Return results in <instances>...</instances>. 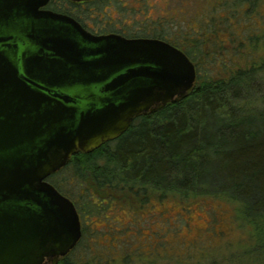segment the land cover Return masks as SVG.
<instances>
[{
    "label": "water",
    "instance_id": "95a60500",
    "mask_svg": "<svg viewBox=\"0 0 264 264\" xmlns=\"http://www.w3.org/2000/svg\"><path fill=\"white\" fill-rule=\"evenodd\" d=\"M48 2L0 0V264H58L75 249L79 213L48 178L197 79L168 42L95 37Z\"/></svg>",
    "mask_w": 264,
    "mask_h": 264
},
{
    "label": "trees",
    "instance_id": "16d2710c",
    "mask_svg": "<svg viewBox=\"0 0 264 264\" xmlns=\"http://www.w3.org/2000/svg\"><path fill=\"white\" fill-rule=\"evenodd\" d=\"M262 1L211 0V7L205 5L196 16L199 22L194 31L189 18L186 26L174 22L168 32L158 31L156 26L150 31L181 49L194 63L195 85L185 98L140 115L121 137L92 153L76 155L49 177L75 204L81 219L83 215L102 219L115 204L117 211L132 213L131 222L119 229L121 235L133 223L143 227L141 221L152 215L154 202L173 201L191 209L190 204L196 202L225 201L235 205L237 219L248 235L242 257L249 253L256 264H264V53L256 61L251 59L247 68L234 67L223 58L229 41L236 42L233 36L241 43L256 42L259 32H264L252 23V14ZM238 20L243 22L239 32L233 23ZM244 29L256 32L245 36ZM238 52L233 49L234 54ZM146 208H150L148 213H144ZM96 232L88 245L91 254L75 260L86 237L82 223L81 240L58 264H129L128 257L144 264L158 263L155 249L160 247L159 240L152 243L145 258L130 253L127 243L120 241L121 254L114 263L92 252ZM214 256H202L205 259L198 264L209 257L211 262ZM181 257L162 259L189 263L187 257ZM232 257L227 264L233 263L236 257Z\"/></svg>",
    "mask_w": 264,
    "mask_h": 264
},
{
    "label": "rangeland",
    "instance_id": "374dc122",
    "mask_svg": "<svg viewBox=\"0 0 264 264\" xmlns=\"http://www.w3.org/2000/svg\"><path fill=\"white\" fill-rule=\"evenodd\" d=\"M134 3L136 5L137 2L135 0H122V2L118 0L116 4L120 6ZM148 4L152 5L149 8L147 7L145 15V17H149L148 20L146 19L149 28L156 26V21H162L163 25L159 27L168 32L173 27L171 24L175 22L177 26L182 24L186 26L189 18L192 19L189 27L194 31L197 26L196 22H199L198 19L197 21L195 20L196 16L204 9L205 5L208 4V7H211V0L208 3L207 0H150ZM120 9H113V12L107 10V12L111 16L116 15L115 11L117 16H130L129 13L135 12V10L121 9L120 11ZM213 9L210 10L213 11ZM252 15L253 25L259 29H264V0L257 4L255 13ZM145 17L142 15L140 18L144 19ZM233 23L236 31L239 32L243 22L238 20ZM254 32L256 31L245 30L243 33L247 36V33ZM259 33L261 35L256 42L245 40L246 42L241 43L242 40L240 38L233 36L236 42L229 41L227 52L223 54V58L227 59V61L229 60L230 62L228 61V63L234 67L237 65L247 68L253 59L255 61L258 60L264 53V32ZM234 48L239 49L238 54L233 53ZM251 52H254L255 55L249 56L252 55ZM217 69L219 68L217 67ZM64 188L68 190L69 194L77 198L71 188L68 189V186ZM153 205V211L149 212L150 208H146L144 211V213L149 212L152 215L148 219L141 221L143 227L133 223L130 228H125L121 235V230L119 229L126 227L132 220V213L129 210L117 211L118 207L114 204L109 206L102 219H100V216L83 215L82 223L86 237L83 247L76 251V255L74 254V259L80 260L91 254L88 245L93 237L92 234L96 232L97 228H100L92 240L94 244L91 247L92 252H98L102 258L113 260L114 263H118L121 254L120 241L127 243V250L130 253L138 254L145 258L148 257L152 243L159 240L160 247L155 249V256L158 260L156 264H175V259H162L163 257L174 256L187 257L189 263L184 261L183 264H192V262L198 264L205 259L202 256L208 257V255L211 257L215 256L211 259V262H209L211 258L209 257L208 261L202 264H227L230 259H233L232 254L236 257H234L235 260L232 264H256L255 260L252 259L253 257L248 255L249 253L244 254L245 257L244 255L242 257V252L245 250L244 242L248 235L245 227L237 219L235 205L220 200L196 202L190 204L191 209H186L173 201L166 202L163 205L154 202ZM125 254L124 252L123 255ZM128 259L130 260L129 264H134L133 262H140L135 264H144L141 260L133 261L131 257H128ZM215 259L218 261L213 262Z\"/></svg>",
    "mask_w": 264,
    "mask_h": 264
},
{
    "label": "flooded vegetation",
    "instance_id": "af4514ba",
    "mask_svg": "<svg viewBox=\"0 0 264 264\" xmlns=\"http://www.w3.org/2000/svg\"><path fill=\"white\" fill-rule=\"evenodd\" d=\"M122 2V0H119ZM134 4H116L118 0H84V1H72V0H49L48 4L41 8L43 11L51 12L54 14L67 16L74 19L80 26L89 34L95 37L117 35L128 40L138 39H154L160 40L154 37L153 31L155 26L149 28V24L146 22L149 17H145L147 7H151L148 4L150 0H135ZM116 8L126 9L128 11L135 10L134 13H129L130 16H115L108 14V11H114ZM140 8V10H138ZM120 9V11H121ZM145 10V11H144ZM139 12V13H138ZM144 15V19L140 18ZM155 21V20H154ZM158 31H163V22L156 21ZM147 35V36H145ZM149 35H153L149 37ZM162 41V40H160ZM181 50V49H180ZM104 86L98 87L94 94V97H98V94L102 92ZM100 95V94H99ZM139 117V116H138ZM137 118V117H136ZM135 120V119H134ZM133 120V121H134ZM132 121V122H133ZM78 154H88L79 152ZM76 154V155H78ZM74 155L71 160L76 156ZM67 164V165H68ZM51 177V176H50ZM49 179V178H48ZM81 224L82 219L80 216Z\"/></svg>",
    "mask_w": 264,
    "mask_h": 264
}]
</instances>
